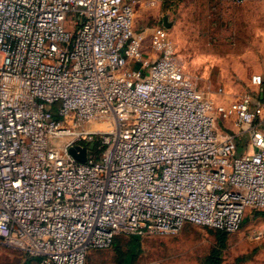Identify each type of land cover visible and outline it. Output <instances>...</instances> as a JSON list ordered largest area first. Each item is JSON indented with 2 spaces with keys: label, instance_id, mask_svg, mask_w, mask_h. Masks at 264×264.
Returning a JSON list of instances; mask_svg holds the SVG:
<instances>
[{
  "label": "built area",
  "instance_id": "2783aa9c",
  "mask_svg": "<svg viewBox=\"0 0 264 264\" xmlns=\"http://www.w3.org/2000/svg\"><path fill=\"white\" fill-rule=\"evenodd\" d=\"M137 1L0 0V242L40 264H87L120 235L233 234L264 211L262 76L257 97L203 98L162 30L144 55Z\"/></svg>",
  "mask_w": 264,
  "mask_h": 264
},
{
  "label": "rangeland",
  "instance_id": "374dc122",
  "mask_svg": "<svg viewBox=\"0 0 264 264\" xmlns=\"http://www.w3.org/2000/svg\"><path fill=\"white\" fill-rule=\"evenodd\" d=\"M135 15L144 55L152 54V31L162 30L203 98L235 105L252 93L253 76L264 80V0H138ZM259 91L264 94V83ZM217 127L239 136L238 155L252 152L250 137L233 122L218 118ZM217 233L187 225L177 235L137 236L139 253L132 236L120 235L111 248L90 252L87 264H264V211L248 210L223 248ZM0 264L40 260L0 242Z\"/></svg>",
  "mask_w": 264,
  "mask_h": 264
},
{
  "label": "trees",
  "instance_id": "16d2710c",
  "mask_svg": "<svg viewBox=\"0 0 264 264\" xmlns=\"http://www.w3.org/2000/svg\"><path fill=\"white\" fill-rule=\"evenodd\" d=\"M218 232V231H217ZM225 233H222V232H218L217 233V236L219 237V239H220V243H221V246H222V248L224 247V242H225ZM139 242H140V238L139 237H137V236H134V237H132V240H131V244H130V246H135L136 248H137V250H138V253L140 252V245H139ZM127 254V253H126ZM125 254V255H126ZM124 255V256H125ZM123 256V257H124ZM211 264H220L219 263V261H215V263H213V262H211Z\"/></svg>",
  "mask_w": 264,
  "mask_h": 264
},
{
  "label": "water",
  "instance_id": "95a60500",
  "mask_svg": "<svg viewBox=\"0 0 264 264\" xmlns=\"http://www.w3.org/2000/svg\"><path fill=\"white\" fill-rule=\"evenodd\" d=\"M79 147L71 148L70 153L80 162H85L86 161V150L82 149L81 154H77V150Z\"/></svg>",
  "mask_w": 264,
  "mask_h": 264
},
{
  "label": "bare ground",
  "instance_id": "6f19581e",
  "mask_svg": "<svg viewBox=\"0 0 264 264\" xmlns=\"http://www.w3.org/2000/svg\"><path fill=\"white\" fill-rule=\"evenodd\" d=\"M95 128H99V129H112V126L108 123H103V124H99L96 125Z\"/></svg>",
  "mask_w": 264,
  "mask_h": 264
},
{
  "label": "crops",
  "instance_id": "0c3cea01",
  "mask_svg": "<svg viewBox=\"0 0 264 264\" xmlns=\"http://www.w3.org/2000/svg\"><path fill=\"white\" fill-rule=\"evenodd\" d=\"M263 55H264V46H263Z\"/></svg>",
  "mask_w": 264,
  "mask_h": 264
}]
</instances>
